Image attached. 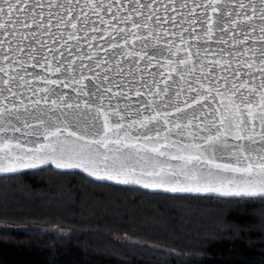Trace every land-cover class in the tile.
<instances>
[{"label":"snow or ice","instance_id":"6c2138e0","mask_svg":"<svg viewBox=\"0 0 264 264\" xmlns=\"http://www.w3.org/2000/svg\"><path fill=\"white\" fill-rule=\"evenodd\" d=\"M109 50L168 73L128 88L152 97L135 113L112 105L130 97L108 75ZM45 166L104 187L264 206V0H0V173Z\"/></svg>","mask_w":264,"mask_h":264},{"label":"trees","instance_id":"16d2710c","mask_svg":"<svg viewBox=\"0 0 264 264\" xmlns=\"http://www.w3.org/2000/svg\"><path fill=\"white\" fill-rule=\"evenodd\" d=\"M57 173L0 179V264H264L262 205Z\"/></svg>","mask_w":264,"mask_h":264},{"label":"water","instance_id":"95a60500","mask_svg":"<svg viewBox=\"0 0 264 264\" xmlns=\"http://www.w3.org/2000/svg\"><path fill=\"white\" fill-rule=\"evenodd\" d=\"M165 27H169L170 31L174 30V29H171L170 26L166 25ZM157 31H159L157 29ZM187 35V34H186ZM165 39H172L171 36L165 38ZM176 42L177 44L179 43V39L177 38L176 39ZM155 43V42H153ZM101 44H103V41H101ZM165 46L164 44V39H162L160 41V44L157 46L158 48H163ZM200 47H203L204 45L203 44H200L199 45ZM220 46L219 45H216V44H212V49L213 50H217ZM137 48H139V44L137 45ZM85 51H87V47L85 46ZM148 51V54L149 55H155L156 54V49L154 48H149L147 49ZM167 55V52H164L163 55H161L159 57L160 59V62L161 64L164 63V59H163V56H166ZM180 55H183V53H180ZM100 56L103 57L104 56V52L101 51L100 52ZM109 58L113 59V65H112V71H110L108 73L110 79L114 80L115 82L119 83L121 80L124 81V83L127 85V87H125L123 89L124 92H126L128 94V96L130 97V99H125L123 96H120V97H117L116 99H114L112 101V105L115 106L117 103L120 105V108L123 110L124 109V106L126 104H128L131 108V111L133 113H135V110L137 107H140V104L142 103V101L144 99H152V97H150L148 95V90L147 88H143L142 91L144 92V96L143 97H136L133 93L131 92H128V88L131 87V88H135V87H140V84H141V79H143L144 82H147L149 84V86L151 85V81L153 79L151 73H159V72H164L165 76L164 77H161L159 75L156 76V79L157 80H160L162 81L167 75V71L165 70V68H162L160 67V65H156L155 67H149L147 69V71H144V67H145V62L144 61H141L140 64H139V70H137L135 64H134V58L132 57H128V58H124L122 56H115V57H112L111 56V50H109ZM172 59H175V57H172ZM115 60H121L122 63H121V67H123L124 69V75H116V72H115ZM86 63H89L88 61H86ZM29 71H33L32 69H29ZM38 71V69H37ZM96 72H100L101 73V79L104 75V72L102 71L101 68H97L95 69ZM129 71H131V74H128ZM95 73H88V75H94ZM79 75V73L77 72V76ZM173 80H176V81H179V77L173 73ZM189 80H191L192 78L191 77H188ZM100 81H97V83H99ZM87 83V81H86ZM169 84L172 85V88L170 90V93H174L176 91V84H173V81L170 80L169 81ZM104 85H102L103 87ZM161 88L164 87L163 83H161ZM185 88H186V85H185ZM155 89H153L154 91ZM64 91L68 92L69 96H73L74 97V93L71 91V89H65ZM113 91H120L118 89H113ZM26 95L30 96L31 93H26ZM189 94L187 92H185V94L181 97V99L183 100L184 98H186ZM157 102L159 103L158 99H157ZM108 101H107V97L105 98V104H107ZM189 111H191V109H189ZM147 114V113H145ZM134 118L133 117H126V121L127 120H130ZM175 138V137H174ZM45 167H52L54 171L56 172H61V171H65V170H61V169H55L54 166H45ZM39 169H28V170H25V173H28V172H33V171H37ZM18 174H21V173H0V177L1 176H13V175H18ZM82 176L86 177L87 174H81ZM88 179L90 180H93L94 178L92 177H87ZM98 183H111V182H107V181H99ZM114 186H119V187H124V188H139L141 190H144V191H147L149 193H158V192H154L153 190H150V189H143V188H140V186L138 185H114ZM163 194H167V195H171V196H182V195H190V196H199V197H218V198H225V199H240L238 197H225V196H220L218 194H215V193H163Z\"/></svg>","mask_w":264,"mask_h":264}]
</instances>
